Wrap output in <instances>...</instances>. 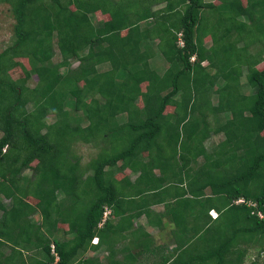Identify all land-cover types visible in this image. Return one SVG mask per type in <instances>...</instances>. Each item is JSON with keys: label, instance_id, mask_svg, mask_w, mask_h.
I'll use <instances>...</instances> for the list:
<instances>
[{"label": "trees", "instance_id": "obj_1", "mask_svg": "<svg viewBox=\"0 0 264 264\" xmlns=\"http://www.w3.org/2000/svg\"><path fill=\"white\" fill-rule=\"evenodd\" d=\"M245 1L0 0L15 20L0 52V264H74L113 230L110 218L148 215L152 202L164 204L176 242L159 264H244L251 249L258 263L264 0ZM96 11L107 18L94 23ZM16 67L23 75L13 78ZM75 142L96 150L84 167ZM137 201L143 208L130 212Z\"/></svg>", "mask_w": 264, "mask_h": 264}, {"label": "crops", "instance_id": "obj_2", "mask_svg": "<svg viewBox=\"0 0 264 264\" xmlns=\"http://www.w3.org/2000/svg\"><path fill=\"white\" fill-rule=\"evenodd\" d=\"M157 52V50H154L153 54L156 55ZM123 175L129 177L132 181L136 176L127 168L122 171ZM116 177H118V174ZM62 197L63 195L60 197L58 194V199H62ZM26 200L33 203L31 198L27 197ZM142 208L141 201H137L135 208L130 212ZM147 210L148 215L143 213L137 217H132L131 220L124 219L121 221V216L110 218L112 225L115 226L113 230L110 229L102 242L99 241L97 235L92 237V239L97 238V242L90 241L81 255L75 259L74 264L79 260H89V264H159L161 256L171 252L176 246L171 233L173 225L168 218H162L164 213L163 203L152 202L148 205ZM159 217L162 219V228L158 225ZM28 218L35 221L39 220L37 213ZM148 218H151L152 221L149 222ZM62 231V229L56 227L55 237L57 239H62ZM25 254L29 253L25 252Z\"/></svg>", "mask_w": 264, "mask_h": 264}, {"label": "rangeland", "instance_id": "obj_3", "mask_svg": "<svg viewBox=\"0 0 264 264\" xmlns=\"http://www.w3.org/2000/svg\"><path fill=\"white\" fill-rule=\"evenodd\" d=\"M243 2H244V4L247 3L245 0H243ZM90 18L94 23H97V22L103 21L107 17L105 14H102L100 11H96L93 15H90ZM14 22H15V20H14V17H13V14L11 12L9 5L5 4V3H0V52L10 42V38H12ZM130 34H131V32L129 30L124 31L122 33V38L125 40V42H127ZM209 43H211V41H208L207 45H209ZM59 58H60L59 53L56 51L54 57L52 58V62H57L59 60ZM18 60L23 62V64L25 65V68H29V64L27 62V59H25V58L19 59L18 58ZM77 63H78L77 61L73 62L71 66L75 67ZM150 63H151L152 68H155L159 73H162L163 65H166L165 60L159 51L157 52L156 55H152V60ZM163 63H165V64H163ZM204 64H206V62H204ZM263 65H264V63L260 64L259 67L261 68ZM245 72L246 71L243 68L242 69L243 76L241 79V82H242L241 92L242 93H244V92L249 93L253 90L249 88V86L246 84V82L244 80ZM10 74L13 78H17V77L22 76L23 75L22 74V68L16 67L15 69L10 71ZM36 82H37V77H36V75H33L28 80L27 84L29 85V87H32L36 84ZM145 84L146 83H142V89H145ZM213 100H215V99H213ZM138 103L141 104L140 101ZM67 105H68V107H71L72 102H68ZM27 107H28V109H30L31 105H28ZM167 108H171V106H168ZM44 118H45V121L47 123H52L55 120L54 115L49 114V113ZM118 119L120 121H122L124 119V117L122 115H120L118 117ZM83 125H85V124H83ZM85 129H87V128H85ZM223 138H224L223 134L212 135L209 139L206 140L205 145L207 147H211V146L217 144ZM73 152L79 155L80 166H82V167H84L87 164V162H89V160H91L96 155L95 148H92L90 145L82 144L81 142L73 143ZM198 161L201 162L202 158L199 157ZM30 173H31L30 170L25 171V174L29 175ZM59 195L61 197L62 194L59 193ZM255 252H256L255 249L250 250V252L245 257L244 264H250V262L253 259H256ZM257 264H264V253H261Z\"/></svg>", "mask_w": 264, "mask_h": 264}, {"label": "built area", "instance_id": "obj_4", "mask_svg": "<svg viewBox=\"0 0 264 264\" xmlns=\"http://www.w3.org/2000/svg\"><path fill=\"white\" fill-rule=\"evenodd\" d=\"M179 43H180L181 45H182V43H183V42H182V39H181L180 37H179ZM4 150H5V148H3V151H4ZM240 201L242 202L243 199L240 198V199H237V200H236V202H240ZM209 213H210V215H211L212 217H216V216H217V213H216L214 210H212V209L209 211ZM257 213H258L259 216H262V214H261L259 211H258ZM109 214H110V209L105 208L104 211H103V218H102V221H103L106 217H108ZM93 241L96 242V241H97V238H93V239H92V242H93Z\"/></svg>", "mask_w": 264, "mask_h": 264}, {"label": "clouds", "instance_id": "obj_5", "mask_svg": "<svg viewBox=\"0 0 264 264\" xmlns=\"http://www.w3.org/2000/svg\"><path fill=\"white\" fill-rule=\"evenodd\" d=\"M179 37L181 38V35H180V33H179V35H178V45L179 46H182L183 45V43H182V45L179 43ZM182 39V38H181ZM182 42H183V40H182ZM191 60H193V57H191ZM91 242H92V240H91ZM94 242V241H93ZM97 242V241H96ZM95 242V243H96Z\"/></svg>", "mask_w": 264, "mask_h": 264}]
</instances>
